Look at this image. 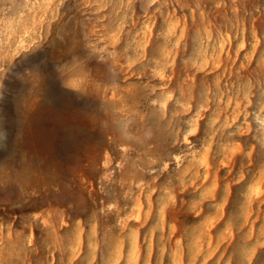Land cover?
Returning a JSON list of instances; mask_svg holds the SVG:
<instances>
[{"label": "clouds", "instance_id": "clouds-1", "mask_svg": "<svg viewBox=\"0 0 264 264\" xmlns=\"http://www.w3.org/2000/svg\"><path fill=\"white\" fill-rule=\"evenodd\" d=\"M0 17V264H129L133 241L143 264L173 241L264 264V0H0ZM122 180L144 195L127 224Z\"/></svg>", "mask_w": 264, "mask_h": 264}, {"label": "rangeland", "instance_id": "rangeland-1", "mask_svg": "<svg viewBox=\"0 0 264 264\" xmlns=\"http://www.w3.org/2000/svg\"><path fill=\"white\" fill-rule=\"evenodd\" d=\"M2 17H0V24L3 23ZM8 23L11 26L13 24L14 20V14H8L7 16ZM39 134L41 136L47 135L48 128L46 125H41L39 128ZM57 149L59 150V145H57ZM90 163H95V156L89 157ZM112 164V161L110 159L104 160V167L105 169L109 168V166ZM76 175L79 177L81 182H84L86 178L83 176V174L77 170ZM105 182L108 183L111 180V176L106 173ZM89 194L90 198L95 199L97 192L94 190L93 185L91 182H88V188L86 189ZM108 190L107 188L105 189ZM253 191H257L256 188L253 189ZM112 192L114 195L124 196L125 193H127V197L125 202L127 203L128 207L125 209L127 212V216L124 220V223L127 224L128 220H131L133 217L136 219H140L142 214L140 213L142 201H144V195L143 194H136L135 190L130 187L129 184L125 183V181L120 182V186L112 188ZM9 215H18L20 214L15 209H8ZM59 213L58 209H50L47 211V218L44 220L45 223H50L53 216L57 215ZM213 223V218H209L206 225L201 226L202 229L210 228ZM134 232H138V234L141 237V240H143V228L140 225H137L135 229H133ZM172 232H176V228H172ZM123 251L127 252L128 258H129V264H136L137 258H141V264H143V254L144 249L140 245H136L135 241H133L132 247L129 250L127 244L125 243V246L123 248ZM191 258L192 264H200L199 261V248L197 247L195 251L191 254V257H189V253L187 249L177 245L175 241H173L171 246H163L159 250L153 249L152 253V264H189V260Z\"/></svg>", "mask_w": 264, "mask_h": 264}]
</instances>
